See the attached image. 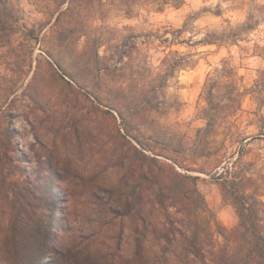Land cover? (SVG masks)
Segmentation results:
<instances>
[{
  "label": "rangeland",
  "instance_id": "rangeland-1",
  "mask_svg": "<svg viewBox=\"0 0 264 264\" xmlns=\"http://www.w3.org/2000/svg\"><path fill=\"white\" fill-rule=\"evenodd\" d=\"M68 6L69 0H0V264H17L5 232L15 223L14 213L26 217L25 227L33 225L32 219L39 214L27 203L15 210L14 191L30 197L36 191L30 175L38 172L46 180L54 173L46 161L60 171L61 180L55 187L62 200L52 217L53 256L43 251L45 264H76L87 259L127 264L125 259L138 249L146 264H190V206L180 203L177 212V208L160 205L158 185L164 181L160 174H170L168 165L172 164L182 173L200 175L198 186L209 213L228 230L238 224L237 211L224 199L222 185L210 174L190 170V165L199 167L204 161L199 158L194 163L199 153L193 152L200 129L207 125L209 77L224 60L242 77L243 109L234 116L242 127L259 106L251 91L264 68V0L135 5L131 14H126L125 3L115 0H76L62 25L71 30L70 37L85 36L68 40L61 51L67 70H62L53 63L54 42L48 38L59 13ZM250 17L258 21L255 27L239 31L231 40L227 35ZM125 33L136 34L139 45L132 49L133 61L123 70L120 82L106 76L98 83L106 92L112 84L127 85L130 73L139 75L144 66L154 72L164 69L163 60L171 61L176 51L188 57L185 67L171 72L165 87L166 109L157 115L158 125L178 133L170 142L178 162L166 156L143 161L147 174L139 161L124 160L120 155L122 146L114 143L120 121L105 112L108 107H100L88 88L74 81L72 87L61 77L65 71L83 82L95 77L78 56L88 35L109 40ZM210 33H217V42L202 43ZM110 54L107 45L100 48L103 57ZM246 131L254 132L256 127ZM220 133L219 129L218 139L223 137ZM250 149L249 157L264 156V140L255 141ZM258 167L264 169V161ZM42 183L39 181V191ZM128 198L131 212L126 214ZM178 218L186 221L180 226L188 228L186 235L175 234L173 222ZM40 257L29 250L26 264H39Z\"/></svg>",
  "mask_w": 264,
  "mask_h": 264
},
{
  "label": "trees",
  "instance_id": "trees-1",
  "mask_svg": "<svg viewBox=\"0 0 264 264\" xmlns=\"http://www.w3.org/2000/svg\"><path fill=\"white\" fill-rule=\"evenodd\" d=\"M75 1L69 0V6L59 13L53 34L48 38L50 42H54L52 45L55 51L53 54L50 53L53 63L62 70H67L61 61V51L65 45H69L68 40L72 38L70 42L77 41L85 36L84 33L70 37L71 30L62 25L63 16L73 11ZM115 1L126 4V14H131L135 5L180 6L185 2V0ZM256 23L258 21H253L250 17L238 30L227 36H231L233 40L240 32L254 28ZM217 36V33H210L201 42L214 44L218 40ZM137 37L134 33H125L120 37L105 40L88 35L84 48L78 56L79 60L83 61L84 67L95 77L83 82L78 75L67 73L68 71H65L61 77L72 87L74 81L82 88H88V93L98 101L100 107H108L105 112L110 113L115 122L120 121L115 127L116 135H114V143L122 146L120 155L124 160L129 159L134 163L139 161L144 173L147 174L149 169L143 161H158L159 156H166L178 162L174 149L170 146V142L178 137V133L170 132L164 126L158 125L157 115L160 116L166 109L165 87L171 72L185 67L188 57L176 51L171 61L169 58L163 60L166 66L164 69L154 72L152 67L144 66L139 75L130 73L131 77L127 85L112 84L106 92L98 83L106 76H112L115 81L120 82L121 77L125 76L123 70L133 61L132 49L139 45ZM105 45L111 54L103 57L100 55V48ZM127 57L130 60L126 61ZM51 65L54 68L52 62ZM241 81L242 77L229 60H224L222 67L217 68L216 74L209 77L208 107L205 109L207 125L200 129L198 143L193 152V154L199 153L194 163H198L196 160L199 158H203L204 161L199 167L190 165V170L210 174L222 185L224 199L237 211L238 224L232 230H228L209 213L211 211L206 197L198 186L200 175L182 173L172 164L168 165L170 174L166 172L160 174L164 180L158 185L160 191L157 192V198L160 205L163 208H177V212H180V203L187 202L190 206V264H264V184L262 183L264 169L258 167L264 161V156L249 157L251 144L257 140H264V68L260 71L251 91L259 106L252 112L244 127L234 117L243 109L245 92L241 90ZM251 126H255L256 131H246ZM151 127L153 129L149 132ZM219 129L220 134H223L221 139L217 137ZM211 136L213 141H210ZM179 138L181 139L180 135ZM117 150L119 151L118 147ZM46 163L54 169V173L46 180H44L46 176L41 173L31 174L30 178L36 185V191H31L30 197H27L24 191H14L12 203L13 207L15 205V210L17 205L22 207V210L25 203L39 210L38 218L32 219L33 225L28 222L29 228L24 224L26 217L21 219L23 215L14 213L15 223L5 231L8 239L7 247L11 258L17 264L22 262L26 264L25 258L29 250L37 251L39 257L44 252H48L51 258L53 256L52 217L62 200L60 192L56 191L55 182L58 183L61 176L60 171L55 169L51 162L46 161ZM174 180H177V184ZM39 181L44 182L40 191ZM125 204L128 214L131 212V200L128 198ZM207 214L209 216L206 218ZM182 222L186 221L178 218L175 223L173 222L176 236H183L189 232L188 228L180 227ZM40 260L39 264H45L44 256L40 257ZM105 262L100 259L95 261L87 259L83 263L79 261L75 263L113 264L114 260H111V263ZM125 262L146 264L139 249L133 257L125 259Z\"/></svg>",
  "mask_w": 264,
  "mask_h": 264
},
{
  "label": "bare ground",
  "instance_id": "bare-ground-1",
  "mask_svg": "<svg viewBox=\"0 0 264 264\" xmlns=\"http://www.w3.org/2000/svg\"><path fill=\"white\" fill-rule=\"evenodd\" d=\"M50 257V256H49Z\"/></svg>",
  "mask_w": 264,
  "mask_h": 264
}]
</instances>
